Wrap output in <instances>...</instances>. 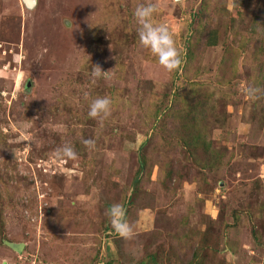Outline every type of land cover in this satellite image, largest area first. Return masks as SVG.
Instances as JSON below:
<instances>
[{"label":"rangeland","instance_id":"rangeland-1","mask_svg":"<svg viewBox=\"0 0 264 264\" xmlns=\"http://www.w3.org/2000/svg\"><path fill=\"white\" fill-rule=\"evenodd\" d=\"M0 264H264V0H0Z\"/></svg>","mask_w":264,"mask_h":264},{"label":"clouds","instance_id":"clouds-1","mask_svg":"<svg viewBox=\"0 0 264 264\" xmlns=\"http://www.w3.org/2000/svg\"><path fill=\"white\" fill-rule=\"evenodd\" d=\"M158 11L155 4L138 3L133 11V17L137 25V35L142 47L148 49L156 58L158 63L168 71L177 69L182 60L181 53L175 45L173 34L169 28L163 24H155L153 17ZM110 72V71H108ZM108 72L103 71L99 66L92 70L93 82L101 78ZM259 89L249 87L245 90L246 95L255 97ZM111 98L107 96L93 99L89 105L88 116L103 122L111 113ZM86 146L94 147L95 141L86 139L83 141ZM57 158L76 159L77 153L71 145H64L55 151ZM107 216L111 222L114 231L123 238H129L134 233V228L126 219L124 207L119 204H113L107 209Z\"/></svg>","mask_w":264,"mask_h":264},{"label":"water","instance_id":"water-1","mask_svg":"<svg viewBox=\"0 0 264 264\" xmlns=\"http://www.w3.org/2000/svg\"><path fill=\"white\" fill-rule=\"evenodd\" d=\"M25 5L31 7L33 5H35V0H23Z\"/></svg>","mask_w":264,"mask_h":264}]
</instances>
